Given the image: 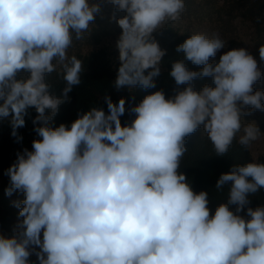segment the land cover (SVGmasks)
Returning a JSON list of instances; mask_svg holds the SVG:
<instances>
[{"label": "clouds", "instance_id": "1", "mask_svg": "<svg viewBox=\"0 0 264 264\" xmlns=\"http://www.w3.org/2000/svg\"><path fill=\"white\" fill-rule=\"evenodd\" d=\"M109 2L126 13L116 20L122 31L115 87L154 88L166 49L153 33L182 19L185 0ZM100 11L89 0H0V118L10 117L18 139L29 108L38 113L34 125L41 124L32 150L18 153L6 171V195L18 191L24 199L16 205L22 218L16 234L0 235V264H31L33 253L39 264H264V207H247L250 219L237 214L249 194L264 188V163L235 166L219 177L217 188L231 187L228 203L214 214L207 192H194L178 172L185 138L201 126L221 156L237 136L248 148L264 134L242 120L264 111V91L253 87L264 74L245 48L210 63L226 42L219 33H193L176 51L202 69L174 62L169 75L187 87L168 99L163 91L145 96L131 109L130 125L120 119L125 99L106 97L107 113L92 108L70 127L48 126L81 83L83 62L68 49ZM259 56L264 61V45ZM58 66L66 82L62 98L45 80ZM21 71L26 79H17ZM200 77H211L215 87L195 90Z\"/></svg>", "mask_w": 264, "mask_h": 264}, {"label": "trees", "instance_id": "2", "mask_svg": "<svg viewBox=\"0 0 264 264\" xmlns=\"http://www.w3.org/2000/svg\"><path fill=\"white\" fill-rule=\"evenodd\" d=\"M93 3H98L101 11L90 23L84 38L82 40L74 39L73 45L68 49L69 56L75 55L83 62L81 83L74 86L68 93V99L59 106L58 113L48 122L49 127L55 128L60 124L70 127L79 115L92 108L103 109L107 113L106 97H110L114 103H118L121 98L125 99L126 110L120 119L122 125H130L135 118V113L131 109L138 105L145 96L155 91H163L168 99L173 97L176 92L182 91L187 85H177L169 75L172 64L182 60L192 71H200L203 67L192 64L186 60L183 53L176 51L177 46L193 34L192 31L183 28V22L185 26L193 23L217 24L221 27L222 32L226 33L233 20L241 18L251 24L259 48L264 45V0H185L186 10L182 19L168 23L153 33V37L160 47L166 49V55L160 64L161 73L155 78V87L143 89L137 86L131 89L128 87L117 89L114 82L120 66L119 52L112 51L105 46L97 47V45L103 44L106 38L121 34L122 30L116 20L122 18L126 13L118 11L116 8L115 12H110V5L105 0H94ZM209 62L211 63V58ZM28 75L29 73L21 71L18 73L17 79H26ZM45 80L50 86V93L62 98L63 89L66 86L62 72L57 69V71L47 74ZM192 83L194 88L198 87L197 91L201 90L204 85L215 87L211 77H200ZM126 89L129 90L122 95ZM45 114L49 115L50 110H46ZM37 115L35 108L28 109L25 126L17 129L18 137L22 139L12 135L10 117L0 118V181L4 192L0 202V235L6 237H12L18 231L16 223L19 217L17 206L11 203L5 192L10 187V177L6 175V171L17 160L18 153H22L24 149L31 151L33 140L40 138L34 129L41 124L38 122L34 125L33 123ZM185 146L187 151L181 158L178 172L185 174L186 180L194 192H207L211 214H214L219 205L228 203L231 182L221 188L216 186L222 174L230 172L235 166H243L252 162L264 163V155L254 161L250 148L241 145L238 142V137L233 140L227 153L222 156L217 155L208 134L201 128L185 138ZM248 200L250 203L245 206V210L237 213L245 219H250L246 215L247 207L253 209L264 207V188L249 194ZM229 207L235 213L236 206L229 205ZM36 251L39 249L37 248ZM29 260L31 264H39L35 253L29 257Z\"/></svg>", "mask_w": 264, "mask_h": 264}, {"label": "rangeland", "instance_id": "3", "mask_svg": "<svg viewBox=\"0 0 264 264\" xmlns=\"http://www.w3.org/2000/svg\"><path fill=\"white\" fill-rule=\"evenodd\" d=\"M93 1L94 0H89L90 4L93 3ZM105 1L107 4L110 5L109 11L115 12V7L109 2V0H105ZM182 25H184L183 28L188 31H192L193 33H203L206 34L209 38H211L213 33H219L220 38L226 42L225 48L219 50L217 52V55L211 58V63H218L219 57L228 50L235 48H245L257 60L258 67L260 68L262 74H264V61H261L260 59L259 46L257 45V42L255 40L253 28L248 21L241 18H237L233 20L229 30L226 33H223L221 27L218 26L217 24L210 25L209 23H204V24L193 23L191 25L186 24L187 26H185V23L183 22ZM119 36L120 34L106 38L104 39L103 44L97 45V47L105 46L112 51H118L116 47V43L117 40L119 39ZM253 87H254V91L255 90L264 91V75H262L261 80L257 82ZM197 89L198 87H195V90ZM128 90L129 89L123 91L122 95L127 93ZM246 110L251 111L250 106ZM242 120L245 124L249 122H254L259 127L261 133H264V111H260V110L251 111V114L243 116ZM200 128L203 130V126H201ZM249 148L252 159L254 161H256L260 156L264 155V134H262L257 140L252 141ZM3 194L4 192L1 188V181H0V202L3 197ZM8 198L10 199L12 204L17 205L20 201L24 199V196L22 193L16 191L13 192L11 196L8 195ZM17 209L19 213L20 210L19 207H17ZM21 219L22 218L18 217L16 227L18 225L19 220Z\"/></svg>", "mask_w": 264, "mask_h": 264}]
</instances>
